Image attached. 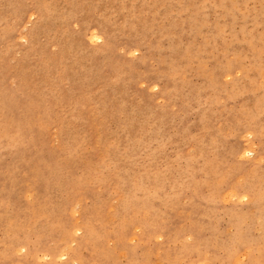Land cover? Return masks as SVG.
I'll return each instance as SVG.
<instances>
[{
	"label": "rangeland",
	"instance_id": "374dc122",
	"mask_svg": "<svg viewBox=\"0 0 264 264\" xmlns=\"http://www.w3.org/2000/svg\"><path fill=\"white\" fill-rule=\"evenodd\" d=\"M0 264H264V0H0Z\"/></svg>",
	"mask_w": 264,
	"mask_h": 264
},
{
	"label": "bare ground",
	"instance_id": "6f19581e",
	"mask_svg": "<svg viewBox=\"0 0 264 264\" xmlns=\"http://www.w3.org/2000/svg\"><path fill=\"white\" fill-rule=\"evenodd\" d=\"M92 35V34H91ZM97 35V34H96ZM90 36V35H89ZM100 41V40H99ZM91 42V41H90ZM92 43V42H91ZM76 229V228H75ZM62 259V258H61Z\"/></svg>",
	"mask_w": 264,
	"mask_h": 264
}]
</instances>
